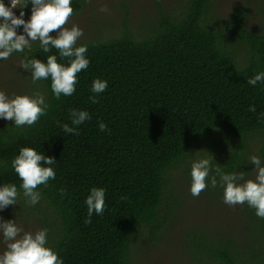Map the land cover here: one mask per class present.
<instances>
[{
  "label": "trees",
  "instance_id": "16d2710c",
  "mask_svg": "<svg viewBox=\"0 0 264 264\" xmlns=\"http://www.w3.org/2000/svg\"><path fill=\"white\" fill-rule=\"evenodd\" d=\"M212 2L188 0L179 18L160 17L139 39L125 30L102 42L77 43L87 46L90 64L78 74L73 95L57 100L50 78L40 80L47 115L33 126L0 124V186L19 188L11 162L21 147L57 161L52 166L55 179L38 189L39 203L29 206L21 195L17 205L8 207L17 218L28 217L49 229L47 246L63 264H135L134 244H156L177 206L176 196L167 193L169 175L203 144L211 142L213 167L248 173V142L257 139V156L264 165V81L247 83L264 72V22L259 33L249 32L247 10L237 7L222 31L209 22ZM3 3L7 6L9 0ZM84 4L72 0L74 12ZM29 9L31 4L24 8ZM229 35L247 47L243 62L228 48ZM50 54L67 66L56 49L44 53L39 42L14 53L45 63ZM97 78L108 87L92 104L90 89ZM253 105L255 112L249 111ZM72 109L91 116L79 126V135L60 127L72 126ZM100 122L110 132L100 131ZM93 187L104 188L105 211L102 216L93 213L85 224V200ZM207 189L221 187L213 189L209 183ZM244 221L242 240L197 228L186 231L192 264H264V219L247 205Z\"/></svg>",
  "mask_w": 264,
  "mask_h": 264
},
{
  "label": "clouds",
  "instance_id": "9594fccd",
  "mask_svg": "<svg viewBox=\"0 0 264 264\" xmlns=\"http://www.w3.org/2000/svg\"><path fill=\"white\" fill-rule=\"evenodd\" d=\"M31 4L30 18L25 21L23 9ZM20 9L17 16L13 9ZM74 15L72 0H9L5 5L0 0V60H7L14 53H24L31 48L32 42H39L44 53L56 49L61 60L67 59L65 66L57 60L56 55H48L46 63L40 59L25 58L20 60L19 67L31 75V84L37 85L40 80H51L53 96L59 100L61 96H71L76 91L78 74L89 67L86 58L87 46H77L83 30L73 24L67 27ZM22 27L24 34H18L17 28ZM55 32L53 36L51 33ZM264 81V72L255 74L247 83L255 86ZM108 87L106 80L94 79L91 86L92 95L89 101L98 102L97 97ZM49 105L44 95L34 91L32 95H14L9 97L0 91V118L12 121L16 127L33 126L42 116L47 115ZM249 111L255 112V106ZM264 115V114H262ZM71 125L61 124L66 134L79 135V126L91 119L85 110L72 109L69 113ZM100 131H109L103 122L98 124ZM56 159L45 156L31 147H21L19 154L12 160L11 166L19 177V188L12 183L0 186V210L8 206L17 205L22 195L29 206L39 203L42 193L41 186L47 187L50 180H54L56 173L53 165ZM249 163L254 166V179H245V171L225 172L219 165L213 167V157L194 161L191 164L190 193L198 197L209 187L223 189V203L228 206L247 204L255 210L258 218L264 219V165L260 157L252 155ZM214 173V174H213ZM61 196L65 194L60 189ZM125 199V197H121ZM88 219L91 223L93 213L103 215L105 211L104 188L93 187L85 200ZM49 229L42 228L36 232H26L15 220L0 219V236L5 249L0 252V264H63L62 259L48 244Z\"/></svg>",
  "mask_w": 264,
  "mask_h": 264
},
{
  "label": "rangeland",
  "instance_id": "374dc122",
  "mask_svg": "<svg viewBox=\"0 0 264 264\" xmlns=\"http://www.w3.org/2000/svg\"><path fill=\"white\" fill-rule=\"evenodd\" d=\"M188 0H85L80 11L74 12L67 27L73 24L83 30L82 37L77 43L102 42L119 36L128 30L135 39L146 35L150 28L159 22L160 17L171 16L179 18L185 13ZM9 5V3L7 4ZM237 7L247 10L246 29L251 33H259L262 29V14H264V0H213L210 7L209 22L223 31L228 27V19ZM19 16L20 9H13ZM23 19L27 21L31 9L24 10ZM226 27V28H227ZM229 29V28H227ZM18 34H24L23 28H17ZM51 35L55 36L53 32ZM228 48L234 50L236 57L243 62L247 56V47L237 41L234 35L226 36ZM38 42V41H37ZM36 42H32L34 44ZM20 58L14 54L7 60H0V91H4L10 98L14 95H32L34 91L42 92L41 86L31 84L30 72L19 67ZM5 121L0 118V124ZM258 140L248 142L249 150L245 158L251 167L245 179H254V166L249 163V157L257 156ZM211 142L197 147L187 161L173 171L169 178L171 183L167 193L176 196L178 202L174 208L171 221L163 228V234L156 244L146 245L142 241L134 244L133 257L135 264H192L189 242L186 244L183 236L186 231L200 229V231L229 234L231 237L243 239L246 236L244 228L245 208L247 204L228 206L223 203V189L212 192L206 189L198 197L190 193L191 178L187 170L191 164L211 153ZM219 158V156H218ZM217 158V159H218ZM220 159V158H219ZM218 159V160H219ZM169 196L168 194L166 195ZM14 208L7 207L0 210V219L3 221L15 220L26 232H36L41 229L28 217L19 219ZM146 234V232H145ZM5 249L2 236H0V252Z\"/></svg>",
  "mask_w": 264,
  "mask_h": 264
}]
</instances>
